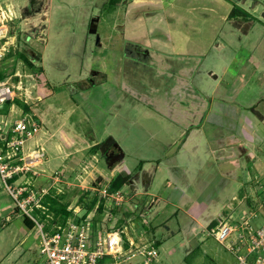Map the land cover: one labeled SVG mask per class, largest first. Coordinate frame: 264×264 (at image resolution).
<instances>
[{
    "label": "rangeland",
    "instance_id": "1",
    "mask_svg": "<svg viewBox=\"0 0 264 264\" xmlns=\"http://www.w3.org/2000/svg\"><path fill=\"white\" fill-rule=\"evenodd\" d=\"M0 6L14 13L0 71L8 79L22 76L21 101L41 122L27 147L54 124L91 144L113 137L115 155H123L110 166L101 147L93 156L83 144L51 164L42 151L35 187L63 194L78 215L103 200L95 213L103 227L123 219L139 229L153 225L158 264H239L230 242L221 244L209 225L216 212L227 225L243 222L235 210L244 196L240 182L252 200L258 201L253 189L264 200V168L226 159L220 152L226 142H218L221 132L234 133L253 140L264 156V0H0ZM92 19L96 34L89 32ZM189 40L202 54L187 51ZM18 51L37 55L36 68ZM188 132L192 141L182 145ZM142 169L152 175L148 187ZM120 173L132 181L116 206L101 191ZM16 205L0 177V264H46L39 230L24 224Z\"/></svg>",
    "mask_w": 264,
    "mask_h": 264
},
{
    "label": "built area",
    "instance_id": "2",
    "mask_svg": "<svg viewBox=\"0 0 264 264\" xmlns=\"http://www.w3.org/2000/svg\"><path fill=\"white\" fill-rule=\"evenodd\" d=\"M13 18L11 8L0 6V60L11 49L13 36L9 34L8 23ZM18 75L17 81L15 75L0 80V177L17 203L16 208L34 223L33 229L39 230L40 251L47 258L46 264H158L160 253L157 242L144 229L147 222L140 229L130 219L118 228L103 227L96 221L97 205L82 215L74 211L65 224L51 223L53 216L47 214L42 204L50 188L38 189L32 183L33 177L41 176L36 169L41 155H26V145L41 130V122L36 115L24 112L15 104L25 94L21 91L22 76ZM8 102L11 104L6 110ZM31 155L37 159L36 163L27 160ZM121 190L110 192L107 187L101 192L119 206L125 200ZM41 215L46 218L43 220ZM224 221L211 235L223 245L230 242L227 248L237 256L239 264H264V226H254L249 221L227 225Z\"/></svg>",
    "mask_w": 264,
    "mask_h": 264
},
{
    "label": "crops",
    "instance_id": "3",
    "mask_svg": "<svg viewBox=\"0 0 264 264\" xmlns=\"http://www.w3.org/2000/svg\"><path fill=\"white\" fill-rule=\"evenodd\" d=\"M169 39H171L170 36H169ZM170 42H172V40H170ZM187 43H188V49H189L187 51H190L191 53L202 54L204 48L201 47L199 44L195 43L192 40H189V42L187 41ZM86 84L88 83L86 82ZM113 106H115V104ZM170 107L171 105L168 107V112H169ZM206 121L208 120L206 119ZM194 133H196V130L194 131ZM59 134L60 136L59 138H57ZM191 135L192 134H190V132L187 133V137L182 143V145L184 143H189L190 141H192ZM250 141L251 142L248 143L247 141H244L242 139V136H237L234 133L221 132L218 138V142H226L225 145L221 146V149H220V152L222 153L221 156H226V159H230V160L237 159V158H245L247 163L249 164L248 165L249 168L263 169L264 168V156L258 153V151L255 148L257 146L253 144L254 141L253 140H250ZM85 143H87L88 145L85 146ZM83 144H84V149L91 150V148L94 145H97L98 142H94L91 144L90 140L88 141L84 140L82 139V137L77 136V135H74V137H68L64 134L63 129H59L58 127L56 130L53 124L52 126L49 127V130L48 129L44 130L43 134L37 140H35V144L32 147H27L26 145V155L38 153V155L42 156L41 152L43 151L49 156L47 162L52 164L55 161L54 159H60L64 157V159L66 160V158H68V155L71 152L73 151L79 152L80 149L77 146L83 145ZM182 145L180 147H182ZM34 147L38 148V150L33 149ZM94 155L95 154H93V156ZM41 163H44V160H42V157L40 158V160L37 161L36 165L39 166V164ZM67 164L66 166H68ZM237 165L239 167L242 166L240 162H238ZM141 171L143 172L144 185L146 187L150 186L152 183V175L149 174L148 171L145 169H142ZM145 178H148V181ZM242 184L244 183L240 182L238 183L239 186L237 185L238 187H241L240 192L244 191V196L239 200V202L235 206V210H237L239 214L238 217H240L237 221H240V222L249 221L250 223L252 222L256 226H264V200L262 201L260 200L261 197L255 189H253L252 194L256 195V197L258 198V201L256 202L255 200H252L254 196L250 197L248 190L246 189V187L242 186ZM231 197L232 199L236 198L235 194H232ZM246 203L248 205V208L243 207ZM143 206H144V209L146 210L145 213H147V211L150 210V206L147 204H144ZM216 215H218L216 218L223 217V214L221 212L220 213L216 212ZM205 218L207 217H204L203 219ZM216 218L214 217V219ZM146 229L147 230L151 229V230L147 232ZM146 229L145 231L147 233V236L151 238V233L153 229L155 231V227H153V225L150 224L149 226L146 227Z\"/></svg>",
    "mask_w": 264,
    "mask_h": 264
},
{
    "label": "trees",
    "instance_id": "4",
    "mask_svg": "<svg viewBox=\"0 0 264 264\" xmlns=\"http://www.w3.org/2000/svg\"><path fill=\"white\" fill-rule=\"evenodd\" d=\"M238 12V9L235 7L232 12L229 15V19L233 18L236 16ZM18 58L22 60L29 68L35 69V62H39L40 59L35 56L29 57L25 52L18 51L17 53ZM36 78L40 80V76L43 75V69L42 67L37 69V72H35ZM6 78V73L1 70L0 71V80H3ZM15 80H18V77L15 78ZM10 102L7 103L6 105V110L10 106ZM15 104L21 108L24 112L29 113L30 108L28 105L23 103L21 100H16ZM101 145L97 144L94 145L91 150L94 154L98 152L100 149ZM143 163L141 162L140 165ZM132 181V176L129 174H118L116 175L110 182L109 185V190L110 192H117L121 189H123L125 186L129 185ZM65 199V196L63 194L57 193L56 190L50 189L49 193L44 196L42 204L47 208V214H50L53 216V220H51V223L53 224H65L69 218H71L74 214L73 210H69V203L65 202L63 203V200ZM98 205V211L101 212L104 209V201L100 200L99 202L97 199H94L87 207V213L92 211L96 206ZM36 213L41 214L40 211H37ZM41 218L44 220L46 217L45 215H41ZM223 218L218 217L214 219L211 224L209 225V229L213 230L219 223H221ZM124 222L123 220H120V224H118L116 227H120L121 224ZM24 224L29 228L33 229L34 228V223L27 217H24ZM158 245V242L156 243Z\"/></svg>",
    "mask_w": 264,
    "mask_h": 264
},
{
    "label": "water",
    "instance_id": "5",
    "mask_svg": "<svg viewBox=\"0 0 264 264\" xmlns=\"http://www.w3.org/2000/svg\"><path fill=\"white\" fill-rule=\"evenodd\" d=\"M97 22H98V19H92V21L90 22L89 32H90L91 34H96V32H97V25H96V23H97ZM98 40H99V39H98ZM110 147H116V148H118V149L120 150L119 145L116 143V141L114 140L113 137H109V138H108V139H107V140L101 145V151H102V153L105 154V153L108 151V149H109ZM122 158H123V155H122V154L115 155V156L112 158L111 162H110V166H113L114 163H117V162L120 163V161L122 160Z\"/></svg>",
    "mask_w": 264,
    "mask_h": 264
},
{
    "label": "flooded vegetation",
    "instance_id": "6",
    "mask_svg": "<svg viewBox=\"0 0 264 264\" xmlns=\"http://www.w3.org/2000/svg\"><path fill=\"white\" fill-rule=\"evenodd\" d=\"M119 151H120V150H119L118 148H116V147H110V148L108 149V151L106 152L108 160L111 161L112 158L114 157V155H115V154H118Z\"/></svg>",
    "mask_w": 264,
    "mask_h": 264
}]
</instances>
